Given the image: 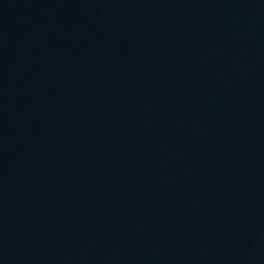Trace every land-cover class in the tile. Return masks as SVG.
Segmentation results:
<instances>
[{
  "label": "water",
  "instance_id": "water-1",
  "mask_svg": "<svg viewBox=\"0 0 264 264\" xmlns=\"http://www.w3.org/2000/svg\"><path fill=\"white\" fill-rule=\"evenodd\" d=\"M0 264H264V0H0Z\"/></svg>",
  "mask_w": 264,
  "mask_h": 264
}]
</instances>
